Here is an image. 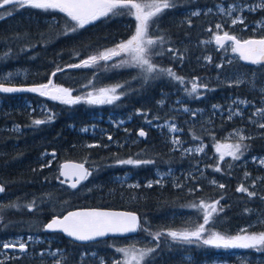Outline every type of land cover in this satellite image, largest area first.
Instances as JSON below:
<instances>
[{"label": "trees", "instance_id": "16d2710c", "mask_svg": "<svg viewBox=\"0 0 264 264\" xmlns=\"http://www.w3.org/2000/svg\"><path fill=\"white\" fill-rule=\"evenodd\" d=\"M245 1L173 0L176 7L165 9L158 22L150 26L152 39L163 34L167 40L163 46L165 55H152L151 60L158 67L172 68L177 75L184 77L185 83L180 85L162 73L149 74L145 80V74L140 68L113 67L111 62H115L122 54L108 61L100 60L92 67H67L79 64L91 56H98L130 39L136 27V20L130 14L101 18L71 32L67 30L74 22L58 10L20 8L16 5L0 9V17H5L0 19V83L45 84L59 67L64 71L56 72L52 82L69 89L72 97H80L79 103L67 104L31 94L0 95V185L5 189L0 195V242L12 236L41 233L43 224L49 219L77 208L134 212L138 215L141 229L146 228L151 233L168 230L194 231L204 223V213L193 205L216 200L220 201L224 210L214 221L205 225V238L212 232L234 236L244 228L249 233L264 232V223H260L264 218V200L260 199L264 197V169L257 165L258 159L264 157V129H256L248 124L245 113L248 110L244 111L241 119L229 120H225V116L213 117L209 111L213 106H224L225 109L231 99H246L259 104L264 102V94L250 93L243 86L234 87L213 80L207 81V75L212 77L225 72L228 65H224L228 60L222 57L223 49H215L213 45L212 50L199 48L200 41L210 34L208 29L212 28L213 22L203 12L197 16L191 15L193 11L215 5L227 7ZM250 1L247 0V3ZM8 11L12 15H7ZM262 17V11H258L256 15L244 14L245 20L240 27L246 26L245 30L226 26L225 31L241 40L264 37V28L252 26L257 18ZM189 20L191 24L188 23ZM168 48L182 53L183 60L173 59L172 53L167 52ZM208 53L211 61L204 68L200 60ZM229 61L233 62L230 69L255 66L256 83L264 84V67L247 66L236 58ZM217 65L223 67L212 68ZM20 69L27 71L25 80L3 79L8 73ZM194 78H199L197 83L207 85V88H198L197 97L194 101H188V105L190 109H200L209 118H213V126L209 131H199L198 128L188 130L187 126H183L187 132V141L205 143L208 157L215 144L222 146L224 143L227 146L237 143L238 140L229 142L223 138L239 127L248 128V137H251L243 141L248 148L240 160H233L227 154L223 161H220L218 155L213 160L204 159L205 163H200L208 165L204 178L196 174L188 175L196 166L191 168V160L183 159L179 153L171 151L167 137L149 127L164 120H180L174 112L168 111L167 103L182 95V91H185ZM117 85L123 86L117 88L116 94L120 95V99L111 104L87 103L89 93L98 95L101 88L110 89ZM175 90L180 92L172 96L171 93ZM167 94L169 95L166 97ZM165 98L166 104L159 107V101ZM20 99L28 101L29 107H25ZM40 103L47 105L46 111L39 112L35 109ZM49 116L52 117L51 120H48ZM109 117L128 120L119 128L125 131L120 132L104 124L103 120ZM97 118H100V122H97ZM38 119L46 122L34 124ZM11 124H21L20 133L10 131L7 127ZM94 124H104L107 132L114 135L113 140L123 144L114 148L102 137L79 132L80 128ZM139 129L147 133L146 139L132 143L131 139L137 137ZM43 154L45 157H42ZM212 155L215 156V153ZM127 159L150 160L153 163H119ZM49 160H52L50 166H46ZM65 160L84 163L91 173L76 189L59 182V164ZM218 163L220 172L214 171ZM229 164L232 166L229 167ZM167 169L174 172L165 183L151 188L145 186L147 181L154 179L156 171ZM246 172L250 174L247 177ZM124 173L131 175L126 183L117 179ZM213 180L216 184H211ZM253 181L255 187H252ZM129 183L139 184L140 187L130 188ZM242 183L250 191H255L257 197L250 199L246 194L237 192V187ZM219 184L225 187L220 188ZM32 201H35V206L29 211L26 206ZM13 204L17 207H9ZM245 209L252 211L246 212ZM68 241L70 244L64 253L65 259L60 264H87L86 260L79 258L82 245ZM159 243L160 247L155 254L141 264H201L205 260L216 258L232 264H264V251L256 249L216 248L204 245L202 241L176 244L167 237H161ZM51 247L59 248L57 245ZM84 247L87 251L97 250L98 255L105 260L104 264H113L109 258H119L116 249L126 248L137 255L141 250L155 247V241L148 232L139 230L131 238H108ZM185 255H189L194 263L184 261ZM243 255L249 257L248 262L240 260Z\"/></svg>", "mask_w": 264, "mask_h": 264}, {"label": "snow or ice", "instance_id": "6c2138e0", "mask_svg": "<svg viewBox=\"0 0 264 264\" xmlns=\"http://www.w3.org/2000/svg\"><path fill=\"white\" fill-rule=\"evenodd\" d=\"M8 5H16L20 8L30 7L33 9H42V10H58L66 15L70 21L74 22V25H71L67 31L75 32L79 28H83L88 24L95 22L101 18H109L119 15L130 14L134 16L136 20L135 33L128 39L126 42H121L115 48L109 49L100 53L98 56L94 55L81 61L79 64H70L68 68H80V67H92L98 61H108L113 57L120 56L122 53H126L130 56V61H122L121 64L114 65V67L123 66V64L128 63L132 67H138L141 69L142 73L145 74V80L148 79L149 74L162 73L178 81L180 84L185 83V78L177 75L172 68H160L152 60L151 56H163L165 55L164 45L167 43L165 35L161 34L157 36L156 39L149 37V28L151 25L158 22V19L163 15L165 9L176 7V4L173 3V0H0V9L6 8ZM260 9H264V3L256 5H248L245 9L244 7L238 5H229L227 7L219 8V11L222 13H227L231 17L232 12L239 10L243 12L245 10L249 12H254ZM209 12L211 9L208 10ZM7 15H12L11 11L7 12ZM191 15L197 16L200 13L193 12ZM5 17H0L3 19ZM191 24V21H188ZM231 26H235L237 23L243 24L244 19L242 16L233 17L230 21ZM260 25L258 22V27ZM217 31L213 32L212 28H209V32H213V41L220 49H226L231 47L233 53H237L240 60L246 61L252 65H259L264 67V37L259 39H246L241 40L235 35H231L228 31H224V25L217 23L215 25ZM67 31L65 34H67ZM222 33V34H221ZM212 41H208L211 43ZM157 46H159L157 48ZM155 49V51H154ZM167 52L172 53L173 59L183 60V54L178 53V50L173 48H168ZM7 55V54H5ZM205 59L211 61V57H206ZM231 63V61H229ZM217 67H223V65H217ZM64 71L62 68H57L56 72ZM56 72L52 73V76L56 75ZM11 74H9L10 76ZM199 78H194L191 83V92L196 93L198 88H207V85L197 83ZM243 81H236L237 85ZM123 87L122 85H117L110 89L101 88L98 95H92L89 93L87 103L89 104H103V103H113L114 101L120 99V95L117 93V88ZM15 92H32L38 93L40 96H50L53 100H60L63 103L75 104L80 102V97H72L71 91L64 87H56L53 85L52 80L50 79L48 83L41 84L34 87H6L3 83H0V93H15ZM159 103L163 104V101ZM241 104L247 105L248 101H239ZM216 107V106H214ZM188 111V109H184ZM194 115V113H193ZM233 115H241L239 111L233 112L229 115V119ZM253 116H258L264 119V108H257L252 114ZM52 117L49 116L48 120H51ZM249 121L255 124L258 128L264 129V122H259L253 120L249 117ZM45 120H35L33 123L40 125L45 123ZM151 123V121H148ZM87 129H85L86 131ZM170 131L176 132L179 131L174 125L169 128ZM140 137H146L147 133L141 129L138 132ZM231 135L238 136V142L232 145H227L229 149L227 152L228 156H231L233 160H240L243 152L247 150L248 145L244 144L243 141L246 139H251L243 134V130L235 131ZM109 140L112 139L111 136L108 137ZM197 139V137H193ZM174 144H179L178 139L173 140ZM99 145H88V147H98ZM217 151H220L221 145H217ZM186 151H193V149H187ZM196 152H202L203 148L198 147L195 149ZM53 157L55 153H52ZM225 153L220 154V161L224 160ZM120 164L128 165H140V164H150L153 161L150 160H121ZM259 163L264 165V160H260ZM50 166V162L49 165ZM232 165L229 164V167ZM214 171L220 172L221 167L219 163L214 167ZM91 173L85 168L84 163L77 164H68L65 163L61 166L59 172L61 184H65L68 181H71L69 187L76 189L77 186ZM249 173H245V176H249ZM59 179V177H57ZM161 179L155 181L156 184H160ZM211 183L216 184V181L213 180ZM151 188L153 182L150 181L146 185ZM179 186V185H178ZM130 188H139V184L129 185ZM218 187L224 188L223 184H219ZM252 187H255V181H253ZM4 186L0 185V193L4 192ZM237 192L244 193L248 198L257 197L255 191H250L243 183L240 184L237 189ZM223 199V197H221ZM261 200H264V197H260ZM35 206V201H32L31 204L27 205L29 211H32ZM194 207H199L203 210V224H200L194 231H157L151 233L148 229H141L139 218L136 214L131 212H119V211H106L100 209H89L81 211L68 212L67 215L61 217H53L50 222H48L44 228L47 231H61L67 236L74 238L78 241H94L99 237H105L109 234H129L135 233L138 230L148 232L149 236L152 237V240L155 241V247H149L146 250H141L138 253V256H132V259L136 261V264H141L142 261H145L146 258L155 254L156 250L160 247L161 237L170 238L173 243L176 244H193L198 241H202L204 245H212L216 248H241V249H256L257 251H264V232L260 233H249L247 228L241 229L240 233L234 236H226L220 233L212 232L205 238L206 227L210 222L214 221V218L219 215L224 209L220 206V201L216 200L212 203L201 202L198 206L193 205ZM9 207H17V205H9ZM246 212H251V209H245ZM264 223V221H260ZM32 240V237H28V241L15 240L9 242H0V250H12L13 252L27 253L28 251V242ZM116 251L124 253L125 256L129 255L128 250L124 248H118ZM7 255V253H4ZM41 256L45 253H40ZM48 255L55 256V252L48 253ZM94 255V254H93ZM14 259H19L20 257L13 256ZM0 264H4L3 261H0ZM56 264H60V261H57ZM100 264H104L103 259H101ZM116 264H120V261H116ZM125 264H131L130 261H126Z\"/></svg>", "mask_w": 264, "mask_h": 264}, {"label": "rangeland", "instance_id": "374dc122", "mask_svg": "<svg viewBox=\"0 0 264 264\" xmlns=\"http://www.w3.org/2000/svg\"><path fill=\"white\" fill-rule=\"evenodd\" d=\"M264 3V0H256L253 1L251 0L250 3H247V0L245 2H237L235 3V5L244 7L245 9L247 8L248 5H256V4H261ZM233 5V4H232ZM223 7L222 5H215L212 8H205L204 10H196L193 12H203L205 15L210 16V21L213 22L212 24V29L213 32L217 31L215 29V25L217 23L223 24L224 25V31H225V27H233L236 28V30H245L246 26L244 27H240L242 24L237 23L235 26H231V19L233 17H237V16H242L244 19V14H251V15H256L258 13V11H262L264 12V9H260L254 12H249L247 10L240 12L239 10L232 12L231 17L227 15V13H222L219 11V8ZM211 9V11L209 12L208 10ZM192 12V13H193ZM193 16V15H192ZM245 20V19H244ZM258 22L260 23V25H264V17L262 18H257V21L252 25L254 28H264V26L258 27ZM137 23V22H136ZM151 28H149V37L152 38L150 36L151 34ZM213 32H210V34L207 36L206 39L200 41L199 43V48H208L209 50H212L213 47L216 46L214 44L213 41ZM222 34V33H221ZM208 41H212L211 43H208ZM213 45V47H212ZM196 48V45H195ZM224 53H223V58H227V63L224 66L228 65V69L223 72L222 74L219 73V75L216 76H206L207 81L208 80H213L214 82H219L223 85H227V86H234V87H240L243 86L248 92L250 93H256L258 95H263L264 94V84L263 85H258V83H256V78H257V70L255 69V66L252 68H237V69H230V65L233 64V62L229 63V60H233V59H238L236 57V55L231 51V47H227L226 49H223ZM206 57H209V53L204 55L201 58V62L204 64V68L207 67L209 60L205 59ZM130 56L126 53H122V56L120 58H118L117 60H115V62H111L112 65L115 64H121L122 61H130ZM196 61V60H195ZM120 62V63H119ZM114 67V66H113ZM123 68H138V67H132L130 66V64L125 63L123 64V66H120ZM119 68V67H117ZM203 68V69H204ZM212 68H217L220 69L221 67H217L214 66ZM9 74H11L9 76ZM27 75V71L20 69V70H16L14 72H10L8 73L6 76H4V80L5 81H11V80H20L23 81L25 80V77ZM243 81L242 83H239L237 85L236 81ZM179 85L180 83L178 81H176ZM54 86L56 87H61L56 83H53ZM199 91V89L197 90ZM176 92H180V90H175L173 93H171V95H175ZM191 92V84H189L186 88L185 91H182V95L180 96H176L175 98H172V100L170 102L167 103L168 105V111L169 112H174L176 115V118H179L180 120H164L163 122L159 123V124H153L150 125L149 127L153 130H156L157 133H163L166 137H167V143L171 149V151H175L176 153H179L181 158H185L187 160H191L192 162V167L194 168L193 171H189L188 175H194L196 174L197 176H199L200 178H204L206 170L208 165H201L200 163L203 162V164L205 163L203 160L207 159V160H213L215 159V157L218 155L220 156L221 153H225L227 154V152L229 151V149L226 147V145L223 143L220 151H217V145L220 144H215L214 145V149H212V153H215V156L212 155V153H209V156L207 157V146L205 143L202 142H189L186 139V130L183 128V126H187L188 130H191V128H198L199 131H209L212 130V126H213V118H209V116L204 114V111L200 110V109H190L189 107V102L194 101L193 99L195 97H197V92L196 93H192L191 95L189 94ZM72 94V93H71ZM169 94L166 95V97ZM44 98V97H43ZM19 100V99H18ZM21 102L23 103V105L25 107H29V103L28 101H26L25 99H20ZM48 100V99H47ZM248 101L246 99H231V103L229 105L226 106V108L224 109V106H216V107H211V109H209L210 112H212V116L213 117H222L225 116V120H229V115L233 112H237L239 111L241 113V115H233L232 118L235 119H241L242 117H244V114L246 113V115L248 116V118L246 119L248 124L250 126H254L256 129H259L255 124L251 123L249 121V117L253 116L252 114L255 112V110L257 108H264V102L262 101V103H254V102H249L247 105L245 104H241L239 103V101ZM60 101V100H57ZM163 101V104L158 103L159 107L163 106L166 104V98L161 100ZM160 102V101H159ZM47 105H45V103H40V105L38 107H36L35 109H38L39 112H44L47 110ZM260 106V107H259ZM184 109H188V111H184ZM245 110H248L244 113ZM194 113V115H193ZM185 115H188V118H185ZM231 118V119H232ZM253 120L259 121V122H264V119H262L261 117L258 116H254L251 117ZM128 119V116H127ZM128 120L124 119V118H113V117H109L108 119L103 120L104 124H108L110 125L113 129H118L120 132H124L125 130L123 129H119L124 123H126ZM97 122H100V118H97ZM104 124H94V125H88L87 127L84 128H80L79 132L81 134L84 135H88V136H94V137H102L103 139L108 140L109 142V146H113L115 148V146H121L123 143H120L119 141H114L113 140V134L107 132L106 128L104 127ZM175 126L177 129H179V131L173 132L170 131L169 128L171 126ZM85 129H87L85 131ZM239 130H243V134L246 136L248 135V128L246 127H239L233 131H231L230 133H228L226 136H224L223 140L232 142V141H236L238 140V136L236 135H231L232 133H234L235 131H239ZM12 131V130H10ZM13 131L19 132L20 130L18 129H14ZM111 136L112 139L109 140L108 137ZM178 139L180 141L179 144H174L173 140ZM132 143H139L140 139H138L137 137H135L134 139H131ZM225 145V148H224ZM198 147H202L203 151L202 152H196L195 149ZM187 149H193V151L189 152L186 151ZM42 157H45V154L42 155ZM207 157V158H206ZM260 160H264V157H261L260 159H258V166H261L264 169V165H261L259 163ZM52 160H49L47 165H49V162H51ZM173 170L172 169H167V170H158L155 172L154 174V179L151 180L153 182V185H162L163 183L166 182V180L170 177H172L173 175ZM130 174H126L124 173L123 175L117 177V179L121 182H125L130 178ZM162 177V182L160 184H156L155 181L158 179H161ZM147 181L145 183V186L148 184ZM136 183H129V185H134ZM212 184V183H211ZM262 221H264V218L262 219ZM130 240V239H128ZM23 241V240H22ZM35 243L40 242L39 239H34ZM126 249V248H125ZM127 250V249H126ZM51 252H55L56 255L52 256L49 255L50 259L53 260V264H56L57 261L62 262L65 257L64 255H61V252H59L58 250H51L48 253ZM115 251L113 250V253ZM129 252V251H128ZM42 253H45V251H43ZM46 254V253H45ZM94 254V255H93ZM135 254L129 252L128 256H125L124 253L119 252V254H117V256H119V258H117L116 256H112L109 259L111 260V262L113 264H116V261H120L122 263L125 264L126 261H130L131 264H136V261L132 259V256H134ZM135 256H138L135 255ZM236 256V255H235ZM82 260H86L87 264H100L101 259H103V257H100L98 255V251L97 250H93V251H84L82 252V254L79 257ZM237 258V257H235ZM7 257L5 254H3V250H0V261H7ZM184 261H192L194 263V260H192V258L189 255H185V257L183 258ZM240 260H244V262H248L249 261V257H246L245 255L240 257ZM103 261L105 262V260L103 259ZM201 264H232L231 262H228L226 260H222L220 258H216L213 260H205L203 261Z\"/></svg>", "mask_w": 264, "mask_h": 264}, {"label": "flooded vegetation", "instance_id": "af4514ba", "mask_svg": "<svg viewBox=\"0 0 264 264\" xmlns=\"http://www.w3.org/2000/svg\"><path fill=\"white\" fill-rule=\"evenodd\" d=\"M27 77V75H26ZM25 77V79H26ZM21 124H11L7 128L9 130L18 129L21 131ZM16 132V133H20ZM46 222L43 224L42 229L43 231L41 233H31L27 234L25 236H12L6 241L3 242H9V241H15V240H23L28 241V237L31 236L32 240L28 242V251L27 253H20L18 251L13 252L12 250H3V254L6 252V257L8 258L7 261L4 262V264L9 263H15V264H53V260L50 259L48 252L56 249L59 252H61V255H64V253L68 250L67 246L70 244L68 239H62V235L58 233H47L44 231V226ZM64 238V237H63ZM34 239H39L40 242L35 243ZM75 245H82V251L79 253V257L82 254V252L87 251L85 249L84 245L81 243H74ZM90 244V243H87ZM52 245H57L59 248H53ZM45 251V255L41 256L40 253ZM13 256L20 257L19 259L12 258ZM61 263V262H60Z\"/></svg>", "mask_w": 264, "mask_h": 264}, {"label": "water", "instance_id": "95a60500", "mask_svg": "<svg viewBox=\"0 0 264 264\" xmlns=\"http://www.w3.org/2000/svg\"><path fill=\"white\" fill-rule=\"evenodd\" d=\"M249 39H259V38H249ZM214 44H215V42H214ZM215 46L218 48V46L215 44ZM218 49H220V48H218ZM235 55H236V57L239 59V56H238V54L237 53H234ZM240 60V59H239ZM243 64H245V65H247V66H254V65H252V64H250V63H248V62H246V61H243V60H240ZM66 69V68H65ZM52 74H51V76H50V78H49V80L51 79L52 80ZM48 80V81H49ZM48 83V82H47ZM46 84V83H45ZM39 85H41V84H39ZM39 85H9V84H4V86H6V87H34V86H39ZM26 94H31V95H37V96H40L38 93H32V92H15V93H0V95H10V96H15V95H26ZM41 97H44V98H46V99H48V100H53V99H51L50 98V96H41ZM141 129H139L138 130V132L140 131ZM138 132H137V138L138 139H140V140H145L146 139V137H140L139 135H138ZM65 163H68V164H77V163H80V162H77V161H73V160H65V161H63V162H61L60 164H59V168H58V173L60 172V170H61V166L63 165V164H65ZM85 168H87L86 166H85ZM88 169V168H87ZM89 171V170H88ZM61 179H64V177H60ZM86 180V179H85ZM85 180H83L79 185H81L82 183H84L85 182ZM70 182L71 181H68V182H66V184H67V187L68 188H70L69 187V184H70ZM78 185V186H79ZM77 186V187H78ZM72 189V188H71ZM0 195H1V193H0ZM89 209H100V210H106V211H119V212H131V211H125V210H113V209H105V208H77V209H72V210H69V211H67V212H65L63 215H61V216H55V217H63L64 215H67V213L68 212H73V211H81V210H89ZM131 213H134V212H131ZM134 214H136V213H134ZM136 216L138 217V215L136 214ZM53 218V217H52ZM51 218V219H52ZM51 219H49L47 222H46V224L48 223V222H50V220ZM45 224V225H46ZM44 231L45 232H47V233H58V234H61L64 238H66V239H68V240H70L71 242H73V243H81V244H87V243H94V242H97V241H101V240H105V239H108V238H131V237H134V236H136V234L138 233V231L137 232H135V233H129V234H124V235H121V234H109V235H107V236H105V237H99V238H97L96 240H94V241H78V240H75L74 238H72V237H69V236H67L65 233H63V232H61V231H59V230H57V231H47V230H45V228H44Z\"/></svg>", "mask_w": 264, "mask_h": 264}]
</instances>
